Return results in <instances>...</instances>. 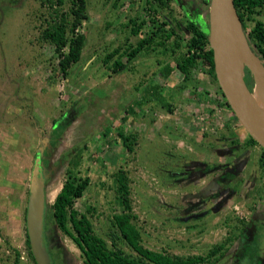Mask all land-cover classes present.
<instances>
[{
  "label": "rangeland",
  "instance_id": "1",
  "mask_svg": "<svg viewBox=\"0 0 264 264\" xmlns=\"http://www.w3.org/2000/svg\"><path fill=\"white\" fill-rule=\"evenodd\" d=\"M85 1L88 18L79 29L86 36L85 46L63 77L53 47L39 37L48 17L46 6L40 0H0V264H12L11 248L20 252V264H30L24 209L39 151L45 190L54 185L58 192L68 161L82 148L80 164L73 170L88 177L89 186L74 207L79 212L94 207V230L105 239L111 231L110 216L119 211L111 174L123 167L145 247L183 257L204 255L241 226L250 242L255 224L264 228V171L254 155L259 148L236 153L231 139H222L226 126L238 130L237 122L219 104L206 65L200 63L194 71L196 95L174 89L182 78L177 70L160 76L157 62L166 60L160 52L144 53L124 72L110 73L100 59L123 43L121 24L133 15L135 0H120L116 10L111 0ZM200 2L176 0L171 4L174 19L183 21L185 10H195V19H203L206 11ZM68 6L66 0L63 10ZM149 79L161 85V94L175 91L172 112L164 108L161 94L154 97L153 108L141 102L139 92ZM67 118L68 126L55 137L60 128L51 130L53 121ZM119 126L137 135L132 153L115 134ZM246 134H235L239 143ZM52 202L46 198L48 246L58 250L61 264H83L78 249L54 224ZM239 238L233 239L219 264L234 263ZM261 244L259 261L264 264V232Z\"/></svg>",
  "mask_w": 264,
  "mask_h": 264
},
{
  "label": "trees",
  "instance_id": "2",
  "mask_svg": "<svg viewBox=\"0 0 264 264\" xmlns=\"http://www.w3.org/2000/svg\"><path fill=\"white\" fill-rule=\"evenodd\" d=\"M175 1L135 0L133 15L125 17V23L121 24L125 31L123 43L107 51L100 59L101 65L112 74L121 73L127 70L138 56L147 52H160L166 58L162 62H157L160 76L168 77L172 70H177L182 78L174 89L177 91L189 89L192 95H196L198 91V81L195 79L194 71L200 63L206 65L205 72L210 82L215 86L219 104L227 108L237 122L238 130L226 126L227 135H222V139H231L229 143L237 146L236 153L244 150L251 151L258 147L259 151L254 155L258 166L264 171V149L259 147L247 134L245 140L239 143L235 134L244 129L239 125L226 103L215 79L212 51L208 46L207 39L208 0H201L199 5L206 11L203 19H195V10H185L182 15L183 21H178L173 17L171 4ZM40 2L44 7L46 6L49 12L48 17L42 21L43 28L39 37L43 42L53 47L56 68L65 77L69 68L80 60L85 46L86 36L79 29L88 18L87 4L85 0H69V6L64 11L66 0H40ZM233 4L252 52L264 61V0H233ZM120 5V0L110 1L112 9L116 10ZM129 37L135 39L134 43L129 41ZM171 59H173V64L170 62ZM244 73V82L251 90L253 82L250 73L246 68ZM161 90L159 83L149 79L144 82L139 92L141 102H148L153 108L156 103L154 97L161 94ZM163 93L161 95L165 101L164 108L167 112H172L175 107L172 104L176 95L175 91H164ZM123 120H125L124 117ZM55 121H53L51 130L55 125L60 128V131L56 135L54 134L56 137L68 126L69 118L58 124ZM105 134L107 133H103V135ZM115 134L122 147L128 153H132L137 139L136 133L127 132L119 126ZM41 153L39 151L35 157L41 156ZM81 153L82 148L68 161L69 167L66 169L64 181L49 210H51L53 222L58 230L68 237L80 252L83 264H219L233 239L239 237L241 244L233 256V264H260L259 257L262 251L261 242L264 232L260 222L255 224L253 238L250 242L245 240L243 226L236 227V232L231 233L224 241L211 246L204 255L183 257L169 253L164 249L157 251L145 247L142 232L137 226V216L131 204L128 172L123 167L111 174L114 199L119 211L113 212L110 216L111 231L106 235L108 240L98 235L91 221L94 207L87 205L83 212H79L74 207L75 200L82 198L89 186L88 177L79 176L73 170L80 164ZM89 157L91 160L94 158L92 155ZM40 166L42 170L43 166ZM45 219L43 237L51 263L61 264L58 250L48 246L49 238L46 235ZM24 233L26 258L30 264H35L29 249L25 228ZM7 246L9 248V245ZM124 247L128 250H125ZM11 251L13 254L12 264H20V252L15 248H11Z\"/></svg>",
  "mask_w": 264,
  "mask_h": 264
},
{
  "label": "water",
  "instance_id": "3",
  "mask_svg": "<svg viewBox=\"0 0 264 264\" xmlns=\"http://www.w3.org/2000/svg\"><path fill=\"white\" fill-rule=\"evenodd\" d=\"M207 39L212 51L213 70L218 88L239 125L259 147L264 149V126L250 102V90L243 80L245 68L251 74L253 83L258 79L262 80L263 75L255 71L249 61H257L263 69L264 61L252 52L233 0H208ZM242 53L245 56V63L242 65L240 76L234 79L235 56ZM40 167L37 157L28 183L24 228L35 264H52L43 239L46 184Z\"/></svg>",
  "mask_w": 264,
  "mask_h": 264
},
{
  "label": "bare ground",
  "instance_id": "4",
  "mask_svg": "<svg viewBox=\"0 0 264 264\" xmlns=\"http://www.w3.org/2000/svg\"><path fill=\"white\" fill-rule=\"evenodd\" d=\"M244 58L245 56L243 55V53L235 56L236 70L234 73V79H237L240 76L242 65H244L245 63ZM249 64L260 75H263L262 80L258 79L252 84L249 97L260 123L264 126V69L261 67V65H259L257 61H249ZM56 192L57 190L54 185L48 186V188L45 190L46 198L54 200Z\"/></svg>",
  "mask_w": 264,
  "mask_h": 264
},
{
  "label": "flooded vegetation",
  "instance_id": "5",
  "mask_svg": "<svg viewBox=\"0 0 264 264\" xmlns=\"http://www.w3.org/2000/svg\"><path fill=\"white\" fill-rule=\"evenodd\" d=\"M180 172H178V174H179ZM176 174V173H175ZM192 215H194V214H192ZM188 216H190V215H188ZM182 221H185L184 219H182Z\"/></svg>",
  "mask_w": 264,
  "mask_h": 264
},
{
  "label": "crops",
  "instance_id": "6",
  "mask_svg": "<svg viewBox=\"0 0 264 264\" xmlns=\"http://www.w3.org/2000/svg\"><path fill=\"white\" fill-rule=\"evenodd\" d=\"M158 68H159V66H158ZM175 97V96H174Z\"/></svg>",
  "mask_w": 264,
  "mask_h": 264
}]
</instances>
